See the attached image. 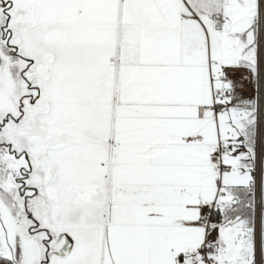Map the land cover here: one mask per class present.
<instances>
[{
	"label": "snow or ice",
	"instance_id": "snow-or-ice-1",
	"mask_svg": "<svg viewBox=\"0 0 264 264\" xmlns=\"http://www.w3.org/2000/svg\"><path fill=\"white\" fill-rule=\"evenodd\" d=\"M0 264H264V0H0Z\"/></svg>",
	"mask_w": 264,
	"mask_h": 264
}]
</instances>
